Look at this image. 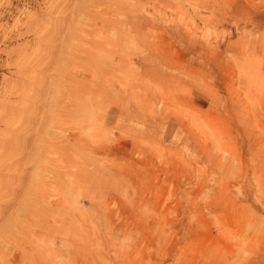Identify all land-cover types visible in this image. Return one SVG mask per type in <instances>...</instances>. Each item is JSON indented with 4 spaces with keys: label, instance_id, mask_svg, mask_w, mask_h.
Segmentation results:
<instances>
[{
    "label": "rangeland",
    "instance_id": "obj_1",
    "mask_svg": "<svg viewBox=\"0 0 264 264\" xmlns=\"http://www.w3.org/2000/svg\"><path fill=\"white\" fill-rule=\"evenodd\" d=\"M10 218L0 264H264V0H0Z\"/></svg>",
    "mask_w": 264,
    "mask_h": 264
},
{
    "label": "bare ground",
    "instance_id": "obj_2",
    "mask_svg": "<svg viewBox=\"0 0 264 264\" xmlns=\"http://www.w3.org/2000/svg\"><path fill=\"white\" fill-rule=\"evenodd\" d=\"M15 122V121H14ZM18 145V144H17ZM21 162V161H20ZM13 187V186H12ZM5 189V188H4ZM8 192V191H7ZM13 223H15V220H12L11 218L7 221V224H5L2 228H1V230H0V235H4V233H6V232H8L10 229H11V227H12V225H13ZM10 232V231H9ZM12 234V233H11ZM15 235V234H14ZM2 237V236H1ZM0 237V238H1ZM13 240V239H12ZM14 241V240H13ZM18 256L17 255H14L13 256V261L14 262H18Z\"/></svg>",
    "mask_w": 264,
    "mask_h": 264
}]
</instances>
